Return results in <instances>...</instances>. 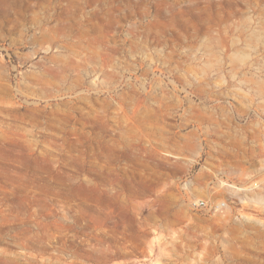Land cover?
<instances>
[{
  "label": "rangeland",
  "instance_id": "obj_1",
  "mask_svg": "<svg viewBox=\"0 0 264 264\" xmlns=\"http://www.w3.org/2000/svg\"><path fill=\"white\" fill-rule=\"evenodd\" d=\"M0 264H264V0H0Z\"/></svg>",
  "mask_w": 264,
  "mask_h": 264
},
{
  "label": "built area",
  "instance_id": "obj_2",
  "mask_svg": "<svg viewBox=\"0 0 264 264\" xmlns=\"http://www.w3.org/2000/svg\"><path fill=\"white\" fill-rule=\"evenodd\" d=\"M195 205L197 207H201V208H209L212 211L221 210L225 206V204H223V203H211V204H209L203 200L199 201L198 203H195Z\"/></svg>",
  "mask_w": 264,
  "mask_h": 264
}]
</instances>
